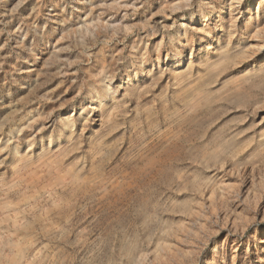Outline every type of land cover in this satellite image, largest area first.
I'll list each match as a JSON object with an SVG mask.
<instances>
[{"label": "rangeland", "instance_id": "1", "mask_svg": "<svg viewBox=\"0 0 264 264\" xmlns=\"http://www.w3.org/2000/svg\"><path fill=\"white\" fill-rule=\"evenodd\" d=\"M0 264H264V0H0Z\"/></svg>", "mask_w": 264, "mask_h": 264}]
</instances>
